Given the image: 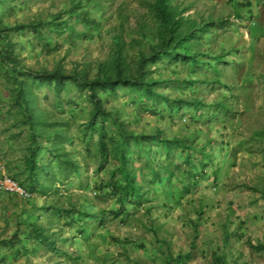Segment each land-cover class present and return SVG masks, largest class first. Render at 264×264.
<instances>
[{
    "label": "rangeland",
    "instance_id": "rangeland-1",
    "mask_svg": "<svg viewBox=\"0 0 264 264\" xmlns=\"http://www.w3.org/2000/svg\"><path fill=\"white\" fill-rule=\"evenodd\" d=\"M153 1L0 0V28L14 30L9 38L22 65L90 76L117 49L113 34H122V53L135 71L141 50L150 56L137 24L143 19L147 32L156 31V17L147 7ZM171 3L183 17L213 25L196 46L222 62L202 60L194 69L191 63L162 58L147 65L159 82L156 90L181 101V108L164 101L145 107L139 104L141 95L122 87L102 94L109 114L97 127L104 122L108 136L119 137L115 123H123L132 135L124 147L141 198L121 207L111 192L121 153L105 160L99 133H85L92 108L88 92L71 80L58 92L40 86L36 108L50 122L67 125L64 147L78 168L57 192L29 189L30 199L0 192L10 196L0 200V223H6L0 225V238L9 240L11 232V238L17 236L11 247L0 250V264H170L167 254L187 256L182 264H213L214 253L226 255V264H264V252L249 245L264 244V0ZM74 6L89 13L91 24L68 15ZM56 17L63 30L45 26L38 36L28 28ZM2 73L0 66V166L29 187L24 163L28 134L18 110L8 113L12 85ZM158 132L162 140L149 139L151 153L141 154L132 137ZM165 138H179L189 149L167 152ZM38 144L37 163L58 179L50 139ZM187 155L194 166L180 163ZM147 162L153 167L167 163L169 171L160 168L157 180ZM39 176L47 179L45 172ZM33 223L54 245L28 238Z\"/></svg>",
    "mask_w": 264,
    "mask_h": 264
},
{
    "label": "trees",
    "instance_id": "trees-1",
    "mask_svg": "<svg viewBox=\"0 0 264 264\" xmlns=\"http://www.w3.org/2000/svg\"><path fill=\"white\" fill-rule=\"evenodd\" d=\"M124 7L125 5L121 4L118 8L123 12ZM147 7L156 17L157 28L155 32H147V23L143 19L137 24L144 38L147 39L150 56L147 57V52L142 49L139 54L140 63L135 71H132L130 63H128L122 53L125 44L122 34H113V45L117 49L113 53L112 58L106 63H100L96 74L90 76V74L86 73L79 74L77 71L72 74H64L61 70L38 71L22 65L18 55L14 53V45L9 38L10 32L14 30L10 27L0 28V66L3 68L2 74L7 76V81L11 82L13 95L10 109L7 110L9 114H13V110L16 109L21 114V123L24 125L30 143L29 148H27L28 156L25 157L24 161L28 172L29 187L20 182L28 190L43 193L57 192L59 190L57 186L64 184L71 173L77 171L78 167L75 160L71 159L70 152L64 147L67 137L63 134V129L67 125L65 123H53L42 117V114L36 108L38 98L35 95L36 88L40 86H48L52 88L51 90L58 92L65 87L66 81L71 80L78 83L82 90L88 92L92 104L90 120L85 128V133L88 131L94 134L99 133V146L105 160H108L112 154H114V157H118V155H115L116 151L121 153L119 155V158L121 156V161L115 169L114 181L111 183V192L118 195L121 207L126 202H134L141 198L139 193L141 187L134 175L135 169H133V165H130L132 163L129 161L128 152L124 147L128 145L125 142L132 135L126 131L123 123H115L119 130V137L108 136L104 128V122L97 127L98 120L109 114L104 106L106 101H103L102 94H114L119 87H122L124 90H129L134 96L141 95L144 101H140L139 104L145 107H148L149 104L158 105L164 101L172 108L175 106L176 108H181V101H171L166 94L156 90L159 82L150 77L152 71L148 70L147 65L162 58H166V62L178 60L185 64L191 63L194 69L203 64L202 60H206L209 64H211L210 60L222 62V57L218 55L212 56L210 53L201 51L200 47L196 46L203 39V34L208 32L213 25H201L196 21L183 17V13L171 3V0H154ZM68 15L81 18L82 22L87 25L91 24L89 13L84 11L82 6L72 7ZM55 19L57 20L48 22L47 25L41 21L29 25L28 28L38 36L43 33L45 26L46 28L52 27L56 32L63 30V23L58 21L61 18L56 17ZM42 138H47L51 141V153L54 156L53 162L57 165L56 170L60 175L58 179L55 178V175L50 177L52 173L49 176L50 171H47V167L37 163L38 150H40L38 141ZM132 138L133 143L140 145L141 154L151 153L152 148L149 145V139L150 141H159L161 139L159 132L153 136H136ZM163 142L164 150L167 152L172 148L189 149L179 138H165ZM109 146H111L112 150H110ZM201 153L205 154L203 151ZM191 160L190 155H187L183 157L180 163L194 166ZM168 166L167 163H163L160 167H153L149 162L146 163V167L151 170L154 176L153 178L157 180L161 179L160 168L166 173L169 171ZM179 166L177 165L178 168ZM205 166L202 165L203 170L206 168ZM44 172L47 179L42 181L39 175ZM117 174H119L120 179L116 178ZM67 212L72 214L70 211ZM77 213L79 212L77 211ZM13 236L17 238L16 235ZM28 238L49 246L54 245L52 239L44 234V229L38 227L35 223L29 225ZM227 239L228 236L226 237ZM249 245L257 252H264V244L253 245L249 242ZM166 258L170 264H182L187 256L180 255L177 259H174L172 255L167 254ZM213 264H226V255L214 253Z\"/></svg>",
    "mask_w": 264,
    "mask_h": 264
},
{
    "label": "built area",
    "instance_id": "built-area-1",
    "mask_svg": "<svg viewBox=\"0 0 264 264\" xmlns=\"http://www.w3.org/2000/svg\"><path fill=\"white\" fill-rule=\"evenodd\" d=\"M0 192L16 194L24 199H30L33 196L16 178L6 173L2 166H0Z\"/></svg>",
    "mask_w": 264,
    "mask_h": 264
},
{
    "label": "crops",
    "instance_id": "crops-1",
    "mask_svg": "<svg viewBox=\"0 0 264 264\" xmlns=\"http://www.w3.org/2000/svg\"><path fill=\"white\" fill-rule=\"evenodd\" d=\"M8 197H10V196L5 195V194H0V200L8 199ZM5 224L4 223H0V225H3V226ZM11 235H12V232L10 233L9 237H7L9 240H5L4 241V239H6L5 237H1L0 238V250L2 249V247H6L7 245H9L11 247V244L14 241L13 239H15V238H11ZM1 254H2V252H0V256H1ZM0 261H2V260L0 259Z\"/></svg>",
    "mask_w": 264,
    "mask_h": 264
}]
</instances>
